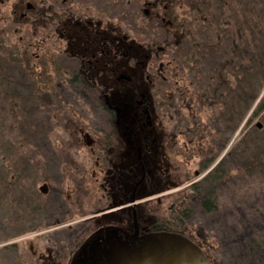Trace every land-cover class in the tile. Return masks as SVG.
<instances>
[{
  "label": "flooded vegetation",
  "instance_id": "af4514ba",
  "mask_svg": "<svg viewBox=\"0 0 264 264\" xmlns=\"http://www.w3.org/2000/svg\"><path fill=\"white\" fill-rule=\"evenodd\" d=\"M169 8V0H12L10 12H0V37L56 75L59 108L51 112L75 118L71 143L92 162L89 189L72 178L65 195L60 180L45 175L24 199L23 213L9 211V222L17 216L48 228L35 237L78 229L67 248L63 239L58 251H31L34 264H81L88 244L112 232L128 240L164 234L196 244L186 227L182 183L195 143L171 114L180 112L189 89L173 49L148 38L156 30L173 35ZM21 159L10 178L16 185L19 174L28 181V172L61 169V161ZM67 167L70 176L79 174L74 164ZM177 195L179 210L175 200L164 208Z\"/></svg>",
  "mask_w": 264,
  "mask_h": 264
},
{
  "label": "rangeland",
  "instance_id": "374dc122",
  "mask_svg": "<svg viewBox=\"0 0 264 264\" xmlns=\"http://www.w3.org/2000/svg\"><path fill=\"white\" fill-rule=\"evenodd\" d=\"M3 1L0 12L7 15L12 0ZM169 1L167 18L182 34L175 37L156 30L148 38L173 49L175 43H171L186 34L196 45L191 53L186 45L183 69L179 67L185 77L181 84L189 89L187 97L180 112H171L195 143L194 153L187 154L182 182L186 186V227L196 244L191 243L211 264H264V254L245 240L250 236L249 228L257 238L260 230L264 231V171L248 168L250 163L264 160V0ZM239 20L247 21L242 36L236 39L242 67L235 66L233 60L227 63L230 43L225 36L221 40L218 36L223 30L229 33L230 24ZM145 37L139 35L140 39ZM176 50L174 58L178 56ZM33 64L13 40L0 37V264H34L31 251L42 252L48 247L58 251L55 246L59 241L65 239L63 248H67L76 236L78 229L74 227L68 234L56 230L35 237L48 228L21 223L17 216L16 223L9 222V211L23 213L24 199L37 191L43 176L60 180L65 195L72 178L84 190L90 188L92 162L71 143L75 118L51 112L59 108L54 98L56 75L51 68ZM215 70L221 72L222 82L215 77ZM25 155L42 157L49 163L62 157L57 160L62 162L61 169H42L38 176L28 172V181L19 174L16 185L10 178ZM222 160L228 176L214 193L217 208L205 213L195 201L190 209L191 189ZM73 164L79 174L74 172L72 177L67 165ZM181 198L171 197L164 208L175 200L179 210Z\"/></svg>",
  "mask_w": 264,
  "mask_h": 264
},
{
  "label": "water",
  "instance_id": "95a60500",
  "mask_svg": "<svg viewBox=\"0 0 264 264\" xmlns=\"http://www.w3.org/2000/svg\"><path fill=\"white\" fill-rule=\"evenodd\" d=\"M88 244L81 264H211L190 241L158 234L130 240L117 233H106Z\"/></svg>",
  "mask_w": 264,
  "mask_h": 264
},
{
  "label": "trees",
  "instance_id": "16d2710c",
  "mask_svg": "<svg viewBox=\"0 0 264 264\" xmlns=\"http://www.w3.org/2000/svg\"><path fill=\"white\" fill-rule=\"evenodd\" d=\"M246 22H247L246 20H243V21L239 20L236 23L233 22V24L232 23L230 24L229 33L228 31L223 30L222 34L218 35L220 40L223 39V37L225 36L228 42L230 43L231 47H230V52L228 56V62H227L228 64H230L231 63L230 61L233 60L232 62L235 63V66L238 65L239 67H242L243 58L240 54L236 53V47H237L236 39L242 36V32L244 30L243 26L246 24ZM171 30H172L171 32L173 33V36L174 35L175 37L178 36L180 32V29L178 26L173 24ZM181 34H179V36ZM174 43L175 45L173 46L174 47L173 49H177L176 52H178L177 53L178 56L177 58H175L176 63L177 65H179V67L183 69L182 62L183 60H185L184 56H185L186 51L188 50L191 53L193 50L192 47L195 48L196 45H192L194 44V40L190 36H187L186 34L183 35V38L179 42L177 43L173 42L171 44H174ZM186 45H188V48ZM218 58H220V56H218ZM220 67H223V66L221 65ZM182 72L184 71L182 70ZM220 75H222L221 72L215 70V77L219 79V82H222L220 81L221 78H219ZM263 161L264 160H260L259 162L257 161L256 163L255 162L250 163V166L248 168L251 171L256 170V171L263 172L264 171ZM223 164H224V160L220 161L204 177V179L201 182L193 186V188L191 189L192 198L198 201L202 211L205 213H211L217 208L214 193L219 187L223 185V183L225 182V178L228 176V171L222 169ZM248 234L250 236L249 238L247 237L245 240L248 241L250 245H252L251 243H253L252 246H255L256 249H258L262 254H264V231L260 230L259 238H257L254 235L255 233L251 230V228L248 229Z\"/></svg>",
  "mask_w": 264,
  "mask_h": 264
}]
</instances>
